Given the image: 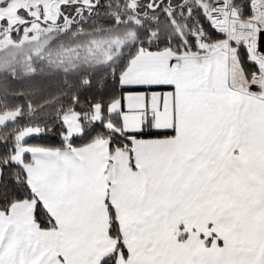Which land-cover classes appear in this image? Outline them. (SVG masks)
I'll use <instances>...</instances> for the list:
<instances>
[{
	"label": "snow or ice",
	"instance_id": "6c2138e0",
	"mask_svg": "<svg viewBox=\"0 0 264 264\" xmlns=\"http://www.w3.org/2000/svg\"><path fill=\"white\" fill-rule=\"evenodd\" d=\"M0 264H264V0H0Z\"/></svg>",
	"mask_w": 264,
	"mask_h": 264
},
{
	"label": "trees",
	"instance_id": "16d2710c",
	"mask_svg": "<svg viewBox=\"0 0 264 264\" xmlns=\"http://www.w3.org/2000/svg\"><path fill=\"white\" fill-rule=\"evenodd\" d=\"M29 142L30 143H54L53 140H50V139H39V138L30 139Z\"/></svg>",
	"mask_w": 264,
	"mask_h": 264
}]
</instances>
